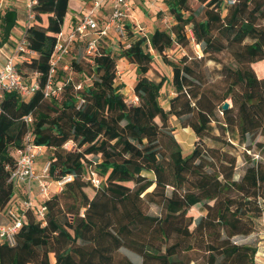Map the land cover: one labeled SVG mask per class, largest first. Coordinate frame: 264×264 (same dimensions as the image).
<instances>
[{"label": "trees", "instance_id": "16d2710c", "mask_svg": "<svg viewBox=\"0 0 264 264\" xmlns=\"http://www.w3.org/2000/svg\"><path fill=\"white\" fill-rule=\"evenodd\" d=\"M161 1L169 28L142 33L125 21L124 37L101 36L92 54L89 38L77 39L53 74L70 0L34 3L24 34L32 53L15 67L38 88L5 90L0 101V224L24 195L10 178L29 134L48 153L51 178H73L36 199L14 244L0 240V264H259L260 240L249 236L264 220V74L255 68L264 0ZM18 23L17 8L0 7V47ZM121 58L136 66L135 103L117 81ZM50 79L58 95L46 93ZM172 117L196 135L188 153Z\"/></svg>", "mask_w": 264, "mask_h": 264}, {"label": "built area", "instance_id": "2783aa9c", "mask_svg": "<svg viewBox=\"0 0 264 264\" xmlns=\"http://www.w3.org/2000/svg\"><path fill=\"white\" fill-rule=\"evenodd\" d=\"M35 2L36 0H26L27 19L25 27L29 25L33 17L32 7ZM232 2L233 0H230V3ZM107 3L111 4L110 16L105 20H101L98 17V9ZM0 7H4L3 0H0ZM132 8V0H94L90 9L83 14L68 33H64V31L61 32L51 62V74L55 73L58 64L68 55L71 44L77 39L83 40L89 38L85 52L87 54H92L97 49V43L101 36L115 34L116 36L124 37L125 32L123 25L125 21L131 22L134 29L138 31L143 30L137 17L133 16ZM24 34L25 29L18 43L15 44L13 50L6 56V61L0 69V101L5 90L15 89L22 95L28 96L35 88H38L37 83L34 85L27 84L15 67V59L18 55H22L26 58L27 55L32 53L28 48V42ZM65 68H67V65H65ZM50 92L53 95L59 94V90L54 87L51 79L46 86V93ZM26 119L29 121L30 117L28 116ZM42 150L43 147L34 144L33 137L29 134L25 146L16 151L17 164L10 179L15 182L17 186L25 185L27 197L19 200L18 203H14L8 209L7 222L0 224V240L14 244L15 235L23 225L25 213L30 207L35 206L36 199L38 197L45 198L49 196L52 185L55 186L57 191H60L64 184L71 181L73 178L72 175H66L62 179L53 180L50 174L51 162L49 160L44 163L41 169H38L37 159L42 153ZM90 179L96 186L101 183V178L95 171H91ZM33 181H37L38 183L39 193L37 196L31 194V184ZM37 212L40 217H44L46 207L39 206ZM260 255L264 256L261 251L258 252V258Z\"/></svg>", "mask_w": 264, "mask_h": 264}, {"label": "rangeland", "instance_id": "374dc122", "mask_svg": "<svg viewBox=\"0 0 264 264\" xmlns=\"http://www.w3.org/2000/svg\"><path fill=\"white\" fill-rule=\"evenodd\" d=\"M89 0H70L69 2V11L65 18L64 27L63 29H67L68 31L72 28V18H75L76 21L79 20L78 15L81 13L79 12L80 9L78 8L81 4L88 3ZM94 0H92L93 2ZM144 1L137 0V6L133 10L134 14L136 15L137 19L139 20V23L143 30H141L142 33H151L156 27L161 28H169L172 23L174 22L173 17L169 14V12L166 9V6L163 4L161 0H146V3H143ZM3 3L5 6L9 7H15L19 11V23L18 26L23 25L26 23L27 19V11L25 10L23 6V2L21 0H3ZM191 5L194 8H199L200 3L197 0H190ZM85 9L87 7L84 6ZM72 9H74V12L72 14ZM88 10V9H87ZM77 14V15H76ZM134 16V15H133ZM17 26V27H18ZM19 28V27H18ZM19 30H15L14 32V39L20 38V32ZM67 31V32H68ZM18 32V35L17 33ZM115 33V32H114ZM116 35L114 34V37ZM117 37V36H116ZM149 47V46H148ZM198 49V47H196ZM6 52L9 50L8 47L5 49ZM184 53V50L175 45L173 48L168 50V55L172 58H179ZM158 59V58H157ZM67 60V59H66ZM159 63V62H158ZM213 66V64H211ZM159 69H161L164 72L168 73V69L164 67L161 63L157 65ZM255 68L257 72L261 75L264 74V61L256 63ZM69 76L75 77V74L70 72L68 73ZM150 76H154V71L151 70L149 72ZM117 76H118V83H124L125 86L123 88V91L125 92L126 98L130 103L137 102V98L134 94V84L137 79V73H136V66L132 63H130L127 59L121 58L118 60V68H117ZM172 87L171 85H167L162 93L161 97V103L164 106H167L168 104V97L172 95ZM230 101V100H228ZM172 123L176 125L175 135L177 139L180 141V143L183 146L184 153H188L194 146V142L196 139V135L194 134L193 130L191 128H183L180 126L178 120L175 117H172ZM68 147H72V143L67 144ZM48 161V153H44V148L42 150V153L39 155L37 162L38 166L42 168L45 162ZM33 188H31L32 190ZM54 189V187H52ZM50 195V194H49ZM153 211H157L158 208L154 206L152 208ZM189 214L196 216L198 214V210L195 208H192L189 212ZM263 227H264V220H263ZM262 227V229H264ZM244 240V239H240ZM123 252L129 254L135 261L138 260L136 256L128 252L127 250H123ZM259 264H263L259 261Z\"/></svg>", "mask_w": 264, "mask_h": 264}, {"label": "crops", "instance_id": "0c3cea01", "mask_svg": "<svg viewBox=\"0 0 264 264\" xmlns=\"http://www.w3.org/2000/svg\"><path fill=\"white\" fill-rule=\"evenodd\" d=\"M22 2H23V6H24V8H25V10H26V0H21ZM141 1H144L143 3H146V0H141ZM92 0H89L88 1V3H86V4H81L78 8L80 9V15H78V17H79V19L83 16V14H85L89 9H90V7L92 6ZM132 5H133V8H132V12H133V10L136 8V6H137V0H132ZM3 6L5 7V5H4V3H3ZM84 6L85 7H87V9H85L84 8ZM110 6H111V4L110 3H107V4H104L102 7H100L99 9H98V17L101 19V20H105V19H107L109 16H110V13H111V9H110ZM73 11H72V14H73V12H74V9H72ZM77 15V14H76ZM133 15L134 16H136L135 14H134V12H133ZM73 19V18H72ZM25 25H26V23L25 24H23V25H20V26H18V27H16L15 28V30L17 29V30H19L18 32H20V35H22V33H23V31H24V29H25ZM72 28H73V22H72ZM63 31H64V33H68L69 31L67 30V29H63ZM68 31V32H67ZM15 32V31H14ZM18 32H16L17 33V35H18ZM13 36H14V34H13ZM15 37H13L12 38V42L11 43H7L6 45H4L3 47H0V69L3 67V65H4V63H5V61H6V56L13 50V48H14V46H15V44H17L18 43V41H19V39H14ZM7 47H8V51L6 52V50L5 49H7ZM196 47H198V49L197 50H199V46H196ZM149 50H150V52H152L153 53V51L151 50V48L149 47ZM156 56V55H155ZM124 92V91H123ZM125 93V92H124ZM136 97V96H135ZM37 168L38 169H41V167L40 166H38V162H37ZM31 187L33 188L32 190H31V194L32 195H34V196H37L38 195V193H39V187H38V183H37V181H33L32 182V184H31ZM52 187H54L55 188V186L54 185H52ZM25 191H26V187H25V185L24 186H21V188H20V192H22V193H24V195L22 194L21 196H20V193L18 194V199L19 200H21V199H23V198H25V197H23V196H25L26 195V193H25ZM37 199H42L41 197H38ZM7 222V217H2V219H1V223H6ZM264 228V227H263ZM249 238L250 239H259L260 240V246H261V252H262V254H264L263 252H264V229H260L259 231H257V232H255V233H253V234H251L250 236H249ZM259 261L260 262H262L263 264H264V256L263 255H260L259 256Z\"/></svg>", "mask_w": 264, "mask_h": 264}, {"label": "water", "instance_id": "95a60500", "mask_svg": "<svg viewBox=\"0 0 264 264\" xmlns=\"http://www.w3.org/2000/svg\"><path fill=\"white\" fill-rule=\"evenodd\" d=\"M229 106H230V101H225V102L223 103V105H222V108H223V109H227V108H229Z\"/></svg>", "mask_w": 264, "mask_h": 264}]
</instances>
